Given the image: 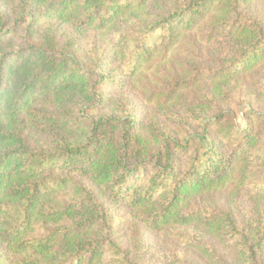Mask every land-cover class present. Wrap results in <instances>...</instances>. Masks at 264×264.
<instances>
[{
  "label": "trees",
  "instance_id": "16d2710c",
  "mask_svg": "<svg viewBox=\"0 0 264 264\" xmlns=\"http://www.w3.org/2000/svg\"><path fill=\"white\" fill-rule=\"evenodd\" d=\"M247 6L0 0V264H129L110 236L109 209L80 178L143 209L141 222L152 230H177L172 237L205 264H264V210L241 227L224 211H183L192 197L230 180L264 197V112L250 110L240 127L231 111L210 115L217 103L207 98L192 107L194 119L172 114L179 130L172 131L163 121L147 124L127 97L108 89L121 90L141 61L213 12L209 34L220 36L226 25L231 51L211 75L209 94L219 96L221 85L264 58V27L248 18ZM186 123L189 133L179 126ZM193 227L228 242L232 259L192 240Z\"/></svg>",
  "mask_w": 264,
  "mask_h": 264
},
{
  "label": "rangeland",
  "instance_id": "374dc122",
  "mask_svg": "<svg viewBox=\"0 0 264 264\" xmlns=\"http://www.w3.org/2000/svg\"><path fill=\"white\" fill-rule=\"evenodd\" d=\"M247 8L248 18L264 27V0H248ZM214 16L215 13L210 12L194 29L182 31L179 41L172 48H158L149 59L141 61L135 74L123 83L121 90L115 91L117 88L109 86V92L115 94L120 91L128 98L134 115L147 124L163 121L168 130L179 131L175 128V117L182 119L187 115L194 119L192 107L207 98H214L217 103V109L210 115H216L220 110L231 111L239 126L244 127L245 117L251 116L250 110L264 112V58L253 69L234 75L225 85H221L223 90L218 93L219 96L209 94V90L215 86L211 81L213 71L221 69L231 54L230 42L222 35L228 31L226 25L221 26L220 36L209 34L213 33L210 26L216 18ZM172 114L174 118H170ZM184 122H187L185 118ZM190 124L194 130L197 121ZM187 125L179 126L189 133L191 130ZM79 181L109 209L113 218L110 236L126 254L127 263L167 264L172 259L186 264L206 263L197 250L185 247L172 237L171 233L177 230L168 231L169 235L164 230L154 231L141 222L143 209L112 201L106 188H100L84 178ZM257 205L260 206L256 208ZM199 207L206 208V211L234 214L241 227L247 218L260 214L256 209L264 210V197H252L245 189L238 187L234 180H230L207 195L192 197L184 204L183 211ZM190 238L203 243L202 247L212 248L226 261L233 257L228 242L219 243L208 235L201 236L194 227Z\"/></svg>",
  "mask_w": 264,
  "mask_h": 264
}]
</instances>
